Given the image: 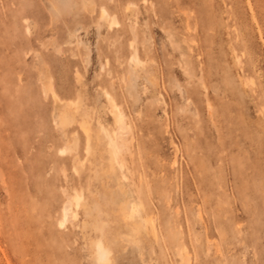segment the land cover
<instances>
[{
  "label": "rangeland",
  "instance_id": "obj_1",
  "mask_svg": "<svg viewBox=\"0 0 264 264\" xmlns=\"http://www.w3.org/2000/svg\"><path fill=\"white\" fill-rule=\"evenodd\" d=\"M103 221L111 264H264V0H0V264H97Z\"/></svg>",
  "mask_w": 264,
  "mask_h": 264
},
{
  "label": "bare ground",
  "instance_id": "obj_2",
  "mask_svg": "<svg viewBox=\"0 0 264 264\" xmlns=\"http://www.w3.org/2000/svg\"><path fill=\"white\" fill-rule=\"evenodd\" d=\"M100 15L106 18L109 25L117 23L116 19L114 17H110L108 15V13L103 8L101 9ZM133 51H132L133 53L131 54L130 59L133 63L134 68H137L142 63H141V60L139 59V57L137 56V54L135 53V50H133ZM44 90L46 92H50L53 96H55L54 91L52 89V86L50 84H44ZM103 93H104V95H105V97L109 103V112L112 115L114 123L116 125L115 129L113 130V132L111 134H107V132H105V134L108 137L107 152H108L110 162L116 161L117 163H119L120 162L119 154L121 153V151L124 147V143H120L118 141V139L119 138L124 139L123 135L125 132H127L129 130L130 126H129L128 122L125 120V115H124L123 111L121 110L120 106L117 105L116 102L112 99L110 93L106 90H104ZM69 104H72L76 109L78 108L76 102H70ZM76 109H75V111H76ZM81 116L83 117V115H81ZM66 121H68V120H67L65 114H63L61 117V124L66 122ZM89 124H90V122H89ZM79 125H80L79 127H81V129H82V130L81 129L80 130L83 132L84 137H85V152L87 154L91 148L90 147L89 130L84 126V124H79ZM65 150L66 149L63 148L60 151L64 152ZM72 201H73V206L75 209H78L79 207H81V208L86 207V203L82 200L80 193H75V195L72 198ZM136 210H137V206L135 204L131 205V208L129 211H126L124 204H122L120 207V215L122 218L131 219L133 216V213L136 212ZM76 217H77V212L71 211L68 205H64L63 209H62V218H61V220H59V225L63 226V224L66 220L75 219ZM96 218L99 219L98 216ZM94 223H92V224H94ZM104 223L105 222L103 221L98 226H97L98 223H95V225L97 226L95 228V231H99V237H93L89 241V244L91 247V252H92L94 259H95L97 264H111L110 251L105 247V245L102 241L103 232H102L101 228L104 225ZM136 225L137 224H135V227H136ZM187 256L188 255H186L184 257L185 258V264H190L191 262L188 261L189 258Z\"/></svg>",
  "mask_w": 264,
  "mask_h": 264
}]
</instances>
